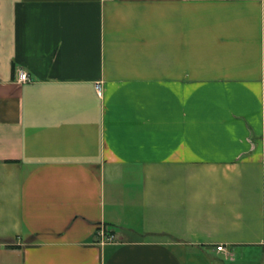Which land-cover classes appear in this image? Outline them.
I'll list each match as a JSON object with an SVG mask.
<instances>
[{"label":"crops","instance_id":"1","mask_svg":"<svg viewBox=\"0 0 264 264\" xmlns=\"http://www.w3.org/2000/svg\"><path fill=\"white\" fill-rule=\"evenodd\" d=\"M239 248L264 250V0H0V264Z\"/></svg>","mask_w":264,"mask_h":264},{"label":"rangeland","instance_id":"2","mask_svg":"<svg viewBox=\"0 0 264 264\" xmlns=\"http://www.w3.org/2000/svg\"><path fill=\"white\" fill-rule=\"evenodd\" d=\"M231 258L214 256L215 260H204L200 264H264V250L262 248L254 249H232Z\"/></svg>","mask_w":264,"mask_h":264},{"label":"built area","instance_id":"3","mask_svg":"<svg viewBox=\"0 0 264 264\" xmlns=\"http://www.w3.org/2000/svg\"><path fill=\"white\" fill-rule=\"evenodd\" d=\"M19 82L22 84L29 82V76L26 73H21L19 77ZM97 90L100 91V86L97 87ZM100 238L104 244L114 243L117 237L114 234H111L108 229L102 228L99 231ZM219 252H226L224 248L218 249Z\"/></svg>","mask_w":264,"mask_h":264}]
</instances>
